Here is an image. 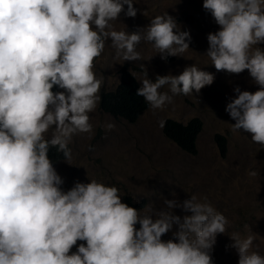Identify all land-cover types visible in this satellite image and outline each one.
<instances>
[{"label":"clouds","instance_id":"clouds-1","mask_svg":"<svg viewBox=\"0 0 264 264\" xmlns=\"http://www.w3.org/2000/svg\"><path fill=\"white\" fill-rule=\"evenodd\" d=\"M133 4L0 0V264H214L216 236L225 233L229 221L206 197L177 200L173 193L160 209L141 208L130 197L132 203L125 195L121 200L115 185L95 178L74 181L63 190V179L53 166L71 159L69 144L76 133L91 135L89 113L97 105L102 110L101 93L113 91L126 68L119 70L113 88L101 89L98 95L101 79L93 72V61L106 41L124 61L140 58L136 45L141 39L151 42L161 59L189 48V32L181 31L167 12L133 32L115 29L112 21L122 11L136 15ZM202 7L219 25L206 34L205 55L211 64L229 73L247 70L259 86L252 92L233 88L236 95L224 108L234 120L231 129L249 133L253 142L264 146V0H202ZM213 78L191 64L176 75L144 78L140 85L136 79V95L147 102L145 109H157L172 99L159 91L163 85L172 94L188 95ZM193 118L201 121L196 148L202 120L194 116L186 122ZM216 141L225 154V137L217 134ZM52 147L62 154L54 164L49 157ZM166 232L172 238L162 240ZM229 237L237 264H264V255L253 250L250 230Z\"/></svg>","mask_w":264,"mask_h":264},{"label":"rangeland","instance_id":"rangeland-1","mask_svg":"<svg viewBox=\"0 0 264 264\" xmlns=\"http://www.w3.org/2000/svg\"><path fill=\"white\" fill-rule=\"evenodd\" d=\"M133 7L137 8L136 15L128 17L122 11L112 21L115 29L133 32L147 25L153 16L167 12L181 31L189 32V48L161 59L152 43L141 39L136 45L140 58L124 61L106 41L101 55L93 61V72L101 79L98 95L101 89L116 85L122 67L134 74L139 85L144 78L176 75L191 64L212 73L213 81L188 95L172 94L168 85H163L159 91L171 95V101L157 109L148 106L135 122L114 117L97 105L89 113L91 135L76 133L69 144L71 159H61L53 165L63 179L61 188L67 190L74 181L95 178L115 185L121 200L125 195L142 204L141 208L146 205L156 209L163 206V199H173V193L177 200L191 195L206 197L229 221L225 233L216 236L211 251L214 264H237V252L230 246L232 232L244 236L250 230L254 235L253 250L264 255V146L253 142L243 130L233 131L230 124L234 120L224 110L236 95L234 87L252 92L259 86L247 70H216L205 55L206 34L215 32L219 25L202 7V0H134ZM194 116L201 118L202 129L196 140V153L192 154L168 139L162 124L166 118L186 122ZM107 122L114 127L106 129ZM217 134L225 137V154L219 150ZM253 171L256 174L249 175ZM173 211L182 214L179 208ZM169 238L170 232L161 236L162 240ZM74 250L75 245L70 251Z\"/></svg>","mask_w":264,"mask_h":264},{"label":"trees","instance_id":"trees-1","mask_svg":"<svg viewBox=\"0 0 264 264\" xmlns=\"http://www.w3.org/2000/svg\"><path fill=\"white\" fill-rule=\"evenodd\" d=\"M139 87L136 78L126 68L122 69L121 78L113 91L102 92L100 108L115 117H122L128 121H135L146 108L147 102L141 96L136 95ZM201 121L193 118L186 123L174 119H166L162 131L169 139L176 142L182 149L195 153V138L200 129ZM222 141L221 136L219 137ZM222 144V143H221ZM62 156L55 147L50 148L49 157L53 164ZM125 201L132 203L129 197ZM137 207L140 205L135 204ZM131 204L129 206H135Z\"/></svg>","mask_w":264,"mask_h":264}]
</instances>
